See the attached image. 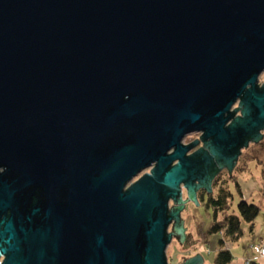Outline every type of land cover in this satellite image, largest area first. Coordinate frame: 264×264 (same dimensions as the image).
Instances as JSON below:
<instances>
[{
  "label": "water",
  "instance_id": "95a60500",
  "mask_svg": "<svg viewBox=\"0 0 264 264\" xmlns=\"http://www.w3.org/2000/svg\"><path fill=\"white\" fill-rule=\"evenodd\" d=\"M263 73L264 0H0V264H170Z\"/></svg>",
  "mask_w": 264,
  "mask_h": 264
},
{
  "label": "rangeland",
  "instance_id": "374dc122",
  "mask_svg": "<svg viewBox=\"0 0 264 264\" xmlns=\"http://www.w3.org/2000/svg\"><path fill=\"white\" fill-rule=\"evenodd\" d=\"M259 83L260 85L264 84V73L260 77ZM237 107L238 104L234 108ZM200 136L201 134L189 135L184 140V144L188 145L197 139L199 140ZM261 142L250 143L248 148L242 150L237 166L232 173L236 175L240 187L236 186V181L227 183L229 190L233 194L230 200L232 210H236L237 204L242 199L254 203L261 208V212L255 222V229L251 232L250 225L243 222L244 235L238 241L229 239L224 245V248L231 250L234 255L235 259L233 264H244V261L253 259L255 254L251 250L250 245L264 243V145ZM238 166L240 168L244 166V169L238 170ZM223 173L227 175L229 171L224 169L220 174ZM182 189L183 198L185 200L189 199L185 188L182 187ZM239 189H241L242 195ZM212 193H214V189ZM212 193L207 191L204 199L199 197L198 194L197 201L200 204L199 206H197L195 201L191 200L185 204L184 209L180 213V217L184 220L183 227L184 229L187 228L184 233L187 236L191 233L193 242L199 241L184 248L185 243L181 245L177 237L173 235L166 253L170 264H183L185 260L191 259L198 254L203 258V264L214 263L218 252L222 248L220 245L222 235L210 233V229L214 223L215 213L214 207L208 205V199ZM215 195H217V191H215ZM173 207L174 203L171 202L170 209ZM173 226H170L169 233L173 232ZM257 263L264 264V259H260Z\"/></svg>",
  "mask_w": 264,
  "mask_h": 264
},
{
  "label": "trees",
  "instance_id": "16d2710c",
  "mask_svg": "<svg viewBox=\"0 0 264 264\" xmlns=\"http://www.w3.org/2000/svg\"><path fill=\"white\" fill-rule=\"evenodd\" d=\"M261 143L264 145V141ZM243 167H241L242 169L239 166L237 168L238 170H243ZM231 181H236V186L240 187L235 174H220L213 185L214 193L210 194L208 199V205H212L215 211L214 223L210 229V233L222 235L220 239L222 248L218 252L213 264H233L235 259L234 255L231 250L224 248V245L227 240L233 239L238 241L244 235L243 222L250 225V230L252 232L255 228L256 219L261 212L260 206L243 199L237 204L236 210H232V203L230 204V200L233 194L227 186V183ZM215 191H217V195H215ZM239 191L241 192V189H239ZM240 194L242 195V192ZM202 196L203 193L201 194V197ZM253 264L258 263L256 262Z\"/></svg>",
  "mask_w": 264,
  "mask_h": 264
},
{
  "label": "built area",
  "instance_id": "2783aa9c",
  "mask_svg": "<svg viewBox=\"0 0 264 264\" xmlns=\"http://www.w3.org/2000/svg\"><path fill=\"white\" fill-rule=\"evenodd\" d=\"M251 250L254 252L255 256L253 259L245 261V264H253L258 262L260 259L264 258V243L252 244L250 245Z\"/></svg>",
  "mask_w": 264,
  "mask_h": 264
},
{
  "label": "flooded vegetation",
  "instance_id": "af4514ba",
  "mask_svg": "<svg viewBox=\"0 0 264 264\" xmlns=\"http://www.w3.org/2000/svg\"><path fill=\"white\" fill-rule=\"evenodd\" d=\"M200 137H201V136H200ZM200 147H202V144H201L198 148H196V149H199ZM194 151H195V150H194ZM194 151H193V152H194ZM208 171H209V170H208ZM149 172H150V170H147V171L143 172L142 175H144V174H146V173H149ZM222 172H223V171H222ZM222 172H221V173H222ZM224 172H225V171H224ZM219 175H220V174H219ZM219 175H218V176H219ZM218 176H217V177H218ZM217 177H216V178H217ZM216 178H215V180H216ZM215 180H214V182H215ZM214 182H213V185H214ZM206 192H207V191H204V190L200 191V192L198 193V194H199V197H201V194L203 193V196H202L201 198L204 199Z\"/></svg>",
  "mask_w": 264,
  "mask_h": 264
},
{
  "label": "crops",
  "instance_id": "0c3cea01",
  "mask_svg": "<svg viewBox=\"0 0 264 264\" xmlns=\"http://www.w3.org/2000/svg\"><path fill=\"white\" fill-rule=\"evenodd\" d=\"M198 193H199V192H198ZM174 223H175V221H173L171 225H174ZM171 225H170V226H171ZM255 227H256V226H255ZM169 228H170V227H169ZM254 229H255V228H254ZM262 259H264V258H262ZM246 261H247V260H246ZM244 264H245V261H244Z\"/></svg>",
  "mask_w": 264,
  "mask_h": 264
}]
</instances>
